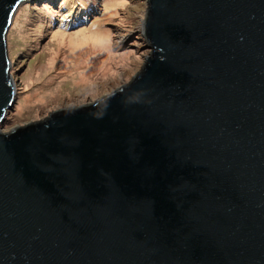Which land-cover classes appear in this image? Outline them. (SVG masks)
Wrapping results in <instances>:
<instances>
[{
	"label": "water",
	"instance_id": "water-1",
	"mask_svg": "<svg viewBox=\"0 0 264 264\" xmlns=\"http://www.w3.org/2000/svg\"><path fill=\"white\" fill-rule=\"evenodd\" d=\"M0 264H264V0H147L127 84L4 129Z\"/></svg>",
	"mask_w": 264,
	"mask_h": 264
},
{
	"label": "rangeland",
	"instance_id": "rangeland-1",
	"mask_svg": "<svg viewBox=\"0 0 264 264\" xmlns=\"http://www.w3.org/2000/svg\"><path fill=\"white\" fill-rule=\"evenodd\" d=\"M59 3L58 8L69 4L61 13L69 16L74 12L69 7H74L77 0ZM107 3L97 0L85 21L71 19L56 24L50 21L52 13L56 14L53 8L46 10L34 1L20 6L9 30L16 102L2 128L12 129L131 81L152 51L142 32L148 3L120 0L110 17ZM70 23L71 27L65 26ZM97 35L105 36V40H99L102 44L90 39L75 53L76 43L71 38L77 41Z\"/></svg>",
	"mask_w": 264,
	"mask_h": 264
},
{
	"label": "trees",
	"instance_id": "trees-1",
	"mask_svg": "<svg viewBox=\"0 0 264 264\" xmlns=\"http://www.w3.org/2000/svg\"><path fill=\"white\" fill-rule=\"evenodd\" d=\"M97 2V0H77V4L73 7H69V11L73 12L71 15V17L69 16H65L64 14L61 15V13L65 10L64 8L66 6H68L69 4H61L63 5V8L60 7L58 8L60 5L59 3V0H35L34 1V4H43L45 7L46 10L49 9V8H53L55 13H52L51 17H52V20H50L51 22H53L54 24H56L58 21H70L71 19L74 20H82V21H85L88 17H89V14H90V10L94 8V5ZM33 5V4H32ZM83 5V8L80 9ZM84 7H87V8H84ZM67 8V7H66ZM75 9V10H74ZM80 10V12H78ZM47 18V17H46ZM47 21V19H46ZM48 22V21H47ZM60 25V24H59ZM65 26H68V27H71V23L70 25H65Z\"/></svg>",
	"mask_w": 264,
	"mask_h": 264
},
{
	"label": "bare ground",
	"instance_id": "bare-ground-1",
	"mask_svg": "<svg viewBox=\"0 0 264 264\" xmlns=\"http://www.w3.org/2000/svg\"><path fill=\"white\" fill-rule=\"evenodd\" d=\"M120 3V0H108L107 3V11L106 14L110 17V15L114 14L116 11V6ZM116 7V8H115ZM61 36L63 37L64 34L61 33ZM93 39L95 40L97 43L102 44V41L99 40H105V36L103 35H97L95 37L93 36H83L82 38H80L77 41H74L72 38L70 39L71 42L76 43V45L74 46V51H76L75 53H78L82 48H84V46L86 45L87 41ZM94 42V41H93ZM69 45L71 46L72 44L69 43Z\"/></svg>",
	"mask_w": 264,
	"mask_h": 264
}]
</instances>
